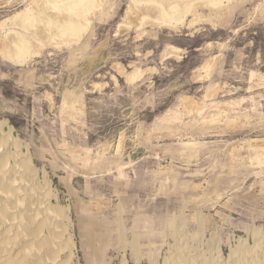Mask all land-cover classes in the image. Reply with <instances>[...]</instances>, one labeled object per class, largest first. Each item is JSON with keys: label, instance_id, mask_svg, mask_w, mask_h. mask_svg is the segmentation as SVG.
<instances>
[{"label": "rangeland", "instance_id": "1", "mask_svg": "<svg viewBox=\"0 0 264 264\" xmlns=\"http://www.w3.org/2000/svg\"><path fill=\"white\" fill-rule=\"evenodd\" d=\"M41 2L0 0V264L264 263V0H96L68 43Z\"/></svg>", "mask_w": 264, "mask_h": 264}, {"label": "bare ground", "instance_id": "2", "mask_svg": "<svg viewBox=\"0 0 264 264\" xmlns=\"http://www.w3.org/2000/svg\"><path fill=\"white\" fill-rule=\"evenodd\" d=\"M45 2L40 4V8L39 11L37 13H31V12H25L21 18L23 19V21H29L30 25H35V27H32L33 30L37 31L36 29V25H42L44 32L46 34L47 37H54L55 39H62L64 40L66 43H68L70 40H78L81 37V34L83 33V31L86 29V25L89 23L87 14L88 12H90V10H92L94 7H96V0H44ZM200 1V0H199ZM99 2V0H98ZM97 2V3H98ZM159 2V1H157ZM188 3V2H187ZM174 5H172L170 7V11H168V13H164V17H169L170 18H174L177 22L181 21L180 15H183V13H185L184 11H186L184 9V7L181 5L179 6L177 3H172ZM177 4V5H175ZM171 5V4H170ZM186 7V6H185ZM163 8V7H162ZM188 8V7H187ZM174 9V10H173ZM164 10V9H163ZM31 11V10H30ZM167 12V11H166ZM170 12V13H169ZM166 17V18H167ZM15 18V17H14ZM18 19V17H17ZM171 20V19H170ZM17 21V20H16ZM163 21V20H162ZM174 21V20H173ZM172 21V22H173ZM27 22V23H29ZM176 22V23H177ZM19 23V22H18ZM165 23V22H164ZM22 24V23H21ZM163 24V23H162ZM169 24V23H167ZM166 24V25H167ZM171 24V23H170ZM26 27V26H24ZM36 28V29H35ZM88 29V28H87ZM43 31V30H42ZM9 32V31H8ZM16 32V31H15ZM19 34V33H17ZM11 37V36H10ZM14 38V36H13ZM9 39V38H8ZM53 40V39H52ZM3 41V40H2ZM7 41V40H6ZM31 41V40H30ZM40 41V40H39ZM10 42V41H9ZM33 41H31L32 43ZM28 40V38L22 36V35H18L17 38L15 39V42L13 44V51L15 52V57L13 58V60L17 63H22L24 61H27L29 59V57L34 53V51L32 50V44H31ZM37 43V42H36ZM3 44V42H2ZM60 44V43H59ZM31 45V46H30ZM5 52L6 51V44H5V48H3ZM34 49V48H33ZM10 50V49H9ZM12 51V50H10ZM7 54V52H6ZM12 55V54H11ZM10 55V56H11ZM8 56V55H7ZM13 56V55H12ZM12 59V58H11ZM134 79V78H133ZM4 125V124H3ZM1 127H4V126ZM11 131L12 128L8 130L7 133H5L6 136H10L11 135ZM2 132H4L2 130ZM5 136V137H6ZM10 140V139H9ZM4 141H0V150L3 149V147H5ZM18 143V142H17ZM19 144V143H18ZM18 144L16 145L18 150H20V147L18 146ZM7 145V144H6ZM23 146V145H22ZM16 151V150H15ZM20 153V152H19ZM12 158V157H11ZM11 158H8L5 161H0V171L2 173H5V170L7 169L8 166V162L10 161ZM18 158V157H17ZM15 161V160H14ZM16 163V162H14ZM18 163V162H17ZM16 166V165H15ZM17 167V166H16ZM19 167H21L22 169H25L28 173H31L35 178H36V174L34 173L35 171H33L31 165H30V160L27 158L26 155H23V160L20 161V165ZM12 168V167H11ZM21 171V170H20ZM30 175V174H28ZM44 176V175H43ZM14 178V177H13ZM24 178V177H22ZM47 178V177H46ZM1 179V178H0ZM28 179V178H27ZM6 181V179L4 180ZM19 181H21V179L19 178ZM24 181V180H23ZM1 182V181H0ZM10 182V181H9ZM18 182V181H17ZM11 183V182H10ZM15 183V182H14ZM14 183H12V185H14ZM29 184V183H28ZM48 184V183H47ZM33 185V183H32ZM35 185V184H34ZM16 186V185H14ZM20 186V185H19ZM12 187V186H11ZM32 187V186H31ZM2 186L0 185V193H3L4 190L1 189ZM13 188V187H12ZM35 188V187H34ZM41 188V187H40ZM9 189V188H8ZM21 189V188H20ZM29 190V189H28ZM37 190L40 192V190L38 189L37 186ZM36 190V191H37ZM12 191V189H11ZM46 191V189H45ZM48 192V190H47ZM41 193V192H40ZM49 193V192H48ZM25 194V193H24ZM44 201L45 199L48 197L47 193H45L43 191L42 193ZM28 197V196H26ZM13 198V197H12ZM17 200V199H16ZM30 205V204H29ZM15 208V207H14ZM1 209V208H0ZM11 210V209H10ZM56 211V210H55ZM64 211V210H63ZM58 212V211H57ZM36 213V212H35ZM61 213V212H60ZM59 214V212H58ZM61 215V214H60ZM16 216V215H15ZM63 216V214H62ZM67 216V215H66ZM11 219V218H10ZM12 220V219H11ZM12 222V221H11ZM10 224V222H9ZM2 230V228H1ZM4 231V230H2ZM5 233L8 231H4ZM52 235V234H51ZM50 235V236H51ZM3 237L0 238L1 239H5V235H1ZM258 236V235H256ZM260 236V235H259ZM72 239V238H71ZM69 240V246L71 247V249L73 250V246L75 245V242L72 240ZM4 242V241H3ZM2 242V243H3ZM35 244V243H34ZM186 244V243H185ZM7 245V244H5ZM1 244V246L5 249L6 246ZM23 245V244H22ZM182 245V244H181ZM26 246V245H25ZM36 246V244H35ZM68 246V247H69ZM183 246V245H182ZM186 246V245H185ZM184 246V247H185ZM188 246V244H187ZM254 246H258V247H262L261 243L258 239H256V237H254ZM180 250V249H179ZM47 251V250H46ZM10 252V251H9ZM48 252V251H47ZM49 256H50V252ZM192 253V252H191ZM52 254V253H51ZM57 254V253H55ZM197 254V253H196ZM235 253L231 252L230 255V260L235 259L236 255H234ZM256 254V253H254ZM6 255V254H5ZM251 255V254H250ZM204 256V255H202ZM9 257V256H6ZM56 257V256H55ZM1 259L3 257H0ZM173 258L175 259H182L184 258V256H174ZM50 259L52 261H56V259L51 258ZM205 259H208V263L209 264H221L220 261H218L215 257H198L196 256V258H193L190 256L189 259V264H204ZM8 260V259H7ZM21 260V259H20ZM28 260V259H27ZM173 260V259H172ZM172 260L170 261H166L168 264H171ZM236 260V259H235ZM10 261V260H8ZM17 261V260H16ZM31 261V260H30ZM177 262V261H176ZM230 262V261H229ZM248 262V261H246ZM262 262V261H261ZM6 264V262H4ZM237 263V262H236ZM245 263V262H244ZM225 264V263H222ZM226 264H228L226 262ZM252 264V263H250ZM260 264H264V263H260Z\"/></svg>", "mask_w": 264, "mask_h": 264}, {"label": "crops", "instance_id": "3", "mask_svg": "<svg viewBox=\"0 0 264 264\" xmlns=\"http://www.w3.org/2000/svg\"><path fill=\"white\" fill-rule=\"evenodd\" d=\"M47 252V251H46Z\"/></svg>", "mask_w": 264, "mask_h": 264}]
</instances>
